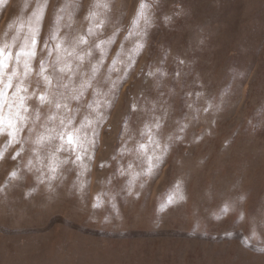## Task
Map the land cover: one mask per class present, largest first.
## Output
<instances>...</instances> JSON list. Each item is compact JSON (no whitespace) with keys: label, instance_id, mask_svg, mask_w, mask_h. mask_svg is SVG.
<instances>
[{"label":"rangeland","instance_id":"1","mask_svg":"<svg viewBox=\"0 0 264 264\" xmlns=\"http://www.w3.org/2000/svg\"><path fill=\"white\" fill-rule=\"evenodd\" d=\"M141 3L0 2V43L17 37L13 56L43 8L25 81L36 92L28 123L6 150L0 135V264H264V0H143L150 26L137 16ZM57 25L65 47L83 36L76 51L92 52L77 86L101 58L96 45L114 43L102 45L92 87L67 101L73 111L50 121L56 110L38 100L46 91L38 72ZM56 55L52 98L69 92L57 87L68 74L54 70ZM96 100L102 119L88 108ZM73 115L72 128L93 120L82 134L94 141L75 163L74 152L56 151L60 139L35 143ZM140 143L149 144L150 172Z\"/></svg>","mask_w":264,"mask_h":264},{"label":"snow or ice","instance_id":"2","mask_svg":"<svg viewBox=\"0 0 264 264\" xmlns=\"http://www.w3.org/2000/svg\"><path fill=\"white\" fill-rule=\"evenodd\" d=\"M0 2H3V0H0ZM44 7L46 8V4L44 5ZM145 7L146 5L143 3L142 0L137 16L138 18L145 19V24L150 26V20H148L145 16ZM90 15L94 14L90 13ZM42 19L43 8L39 12V14L36 15V27L31 29L30 35L24 39L23 43L19 47V50L16 51L15 56H13L12 48L15 46L17 37H13L10 43H0V135L7 133L9 137L7 144L4 145V150H6L13 143L20 142V133L23 131L24 127L27 125L29 120V116L27 115V113L29 112V108L26 102L31 98V96L36 95V92L34 91L32 93H29L25 81L29 78L33 71L32 62L36 56V47L38 43L37 37L39 34ZM165 19H167V17ZM138 23L139 19L134 21V24L138 25ZM101 26L102 25H97V27ZM88 35H93V30L91 27L88 29ZM115 35H117V33L113 34V36ZM129 35H131V32L129 33ZM50 39L55 41V43L53 47L48 48V43L47 41H45V47L48 48V57L40 62V68L38 72V75L41 77L46 86V91L38 96V100L42 105L48 103L55 108L56 112L51 113L48 117V120L55 121L56 113H59L61 109H63L65 113L73 111L68 107L67 101H79L83 98L84 93L87 91V89L92 87V80L95 78L96 73L99 71L103 60L105 59V49L102 48V45H104L105 43H114V40L110 38L109 41H100L96 45V48L101 50V58L96 64L92 65V77L88 79L82 78L80 84L77 86L74 83V77L79 71L80 66L85 60V58L91 57L92 52L91 49H89L87 52L79 53L76 51V49L79 45L87 44V39L83 36L78 37L71 43L69 47H65V40L59 37L58 25L53 31V34L50 36ZM142 47L143 44L138 43L133 49V51L139 50ZM54 51L57 54L56 60L51 62L54 70L60 73L68 74V81L66 83L60 82L63 77L56 78L57 87L68 89L69 92L67 95L64 92H61L56 95L55 98H52L49 93L51 91V88L53 87V78L47 74V71L49 62L51 61L52 53ZM70 57H74L76 60L80 61V64H76L75 67H73L72 62L69 59ZM118 62L119 60L117 58V60L114 61V64ZM10 65H12V67L11 71L9 72L8 69ZM21 66L23 69L22 72L20 71ZM114 70L116 69L114 68ZM13 88L14 91H12L11 95H9V91ZM94 95H101V92L98 88L94 89ZM100 107L101 105L99 100H96L94 104H88V108L96 112L98 119H102L103 115L99 111ZM75 112L78 113L79 109H76ZM34 115L35 119L39 120L40 114L38 110L35 111ZM74 119L75 115L70 117H61V131L56 134V137L52 135V133L55 132L54 128H46V131L44 133H41L37 136L35 143L43 144L45 141L50 142L53 138H58L60 139L61 143L57 147L56 151L59 152L62 150H67L70 152H74L76 155V160L73 162L75 163L76 161H81L83 159V156L87 154V148L85 147V145H91L94 143V141L92 139H89L87 135L82 134V129L86 127H91L93 120L89 118V116H85L78 128H72L71 125L73 124ZM157 127H159V124H157ZM30 131H32V129H30ZM95 135L96 133L95 131H93V136ZM148 140L149 144H155L157 148L160 147L159 143L152 139L151 129H149ZM149 144H138L137 151L147 156L149 163L148 170L150 172L153 157L148 156ZM4 150H0V159H3ZM16 155H19V152H17ZM54 159L55 157L53 154V160ZM63 162L66 163L67 161ZM131 166L132 165L130 164L129 167ZM56 167H58V165L53 163V165L51 166L53 172H55ZM15 175L16 173L13 172L12 176L14 177Z\"/></svg>","mask_w":264,"mask_h":264},{"label":"crops","instance_id":"3","mask_svg":"<svg viewBox=\"0 0 264 264\" xmlns=\"http://www.w3.org/2000/svg\"><path fill=\"white\" fill-rule=\"evenodd\" d=\"M64 249H65V247H64ZM8 253V252H7ZM36 253H40L39 251L38 252H36Z\"/></svg>","mask_w":264,"mask_h":264}]
</instances>
